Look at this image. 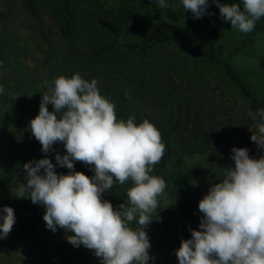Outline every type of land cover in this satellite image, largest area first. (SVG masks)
<instances>
[{"label":"trees","instance_id":"obj_1","mask_svg":"<svg viewBox=\"0 0 264 264\" xmlns=\"http://www.w3.org/2000/svg\"><path fill=\"white\" fill-rule=\"evenodd\" d=\"M110 1L4 0L1 3L0 85L7 84L6 73L9 71L15 90L21 91L23 110L17 114L15 100L5 105L0 98V125L4 121L17 120L15 128L0 126V216L5 206L11 207L15 223L10 233L22 238L33 232L43 216V206L33 204L27 198L15 197L17 182H26L23 164L44 158L41 145L28 125L39 112L41 96L48 91L45 79L51 84L58 76L70 78L78 73L85 80L98 81L99 91L102 90L104 97L115 104L118 119L131 117L137 124L147 119L161 133L166 150L152 175L165 180V196L173 198L177 211L164 207L165 196L162 197L156 209L160 219H154L145 228L151 244L149 254L152 259L148 264H159L158 250L180 246L176 214L185 220L187 239L191 238L190 229L199 230L200 219L195 217L193 202L185 186L203 165L196 162L188 168L185 158L204 155L209 164L207 170L217 177H223L224 169L233 166L231 150L234 147L246 148L249 156L256 158L252 143L243 137V133L258 122L259 118L254 121L249 112L264 109V94L254 93L231 63L230 56L264 30V17L255 22L254 30L247 33L229 55H225L219 35L226 21L215 4L207 41L203 47H198L182 35L173 21L184 10L182 0H166L167 8H161L159 0H142L155 17L151 37L145 41L120 40L136 35L145 16L133 6V0H117L115 4ZM43 14L52 25L46 24ZM13 22L18 28L31 30L47 46V55L41 62L44 78L38 82L23 68V60L30 48L26 44L18 45L17 39L6 36ZM79 36L87 46L81 52L83 60L75 58L73 53L75 39ZM257 65L264 74V56L259 58ZM205 67L219 68L223 80L235 94L204 76L201 71ZM47 107L49 111L53 110L51 104ZM53 149L55 153L65 154L63 143L54 144ZM55 153L48 154L53 164ZM55 170L58 174L69 171L62 167ZM74 170L89 177L94 175L90 166L80 162H74ZM129 187L131 181L127 186L117 182L109 190L116 208L121 203L127 205ZM131 224L138 227L135 221Z\"/></svg>","mask_w":264,"mask_h":264},{"label":"clouds","instance_id":"obj_2","mask_svg":"<svg viewBox=\"0 0 264 264\" xmlns=\"http://www.w3.org/2000/svg\"><path fill=\"white\" fill-rule=\"evenodd\" d=\"M211 2L231 28L244 34L264 17V0H242L243 10L235 2ZM208 3L182 0L195 19L206 14ZM159 6L168 4L159 0ZM97 84L78 73L58 76L51 84L45 79L48 91L28 125L44 158L23 164L26 182L17 183L15 197L43 206L46 228L71 233L67 242L82 245L100 264H148L151 244L145 228L160 219L156 209L167 187L152 173L166 146L149 120L137 124L131 117L118 119L115 104L100 94ZM4 91L0 85V95ZM249 116L259 118L250 141L264 152V109ZM57 143H63L65 154L55 153ZM50 152L55 153V164L48 158ZM231 153L233 166L224 169L223 178L213 182L198 202L199 230L190 229L191 238L181 240L175 251L178 264H264V155L253 158L248 149L235 147ZM74 162L91 166L94 175L75 171ZM57 167L69 171L58 174ZM128 181L127 205L114 208L102 198L115 183ZM2 211L0 239L15 223L11 207ZM134 221L136 228L130 226Z\"/></svg>","mask_w":264,"mask_h":264},{"label":"rangeland","instance_id":"obj_3","mask_svg":"<svg viewBox=\"0 0 264 264\" xmlns=\"http://www.w3.org/2000/svg\"><path fill=\"white\" fill-rule=\"evenodd\" d=\"M4 0H0L1 3ZM226 3H238L243 10L242 0H221ZM117 0H111L110 3H116ZM133 6L141 11L145 20L140 27L139 32L134 36L123 37L121 41H145L151 37L155 17L151 8L146 5L142 0H133ZM213 3L209 2L208 7L205 9L206 14L199 19H195L193 14L184 9L180 15L175 17L173 21L178 25L182 35L193 45L203 47L208 38V28L212 17ZM43 18L47 25H52L46 14H43ZM1 27L3 25L1 24ZM7 38H13L18 40V45L26 44L29 49V53L23 60V68L25 73H28L29 77L38 82L44 78V68L42 65V58L47 55V46L41 41L34 33L29 29L18 28L13 22V25L8 28ZM53 35L55 31L52 28ZM247 34L241 33L238 29L231 28L230 22L226 21L225 27L221 30L219 35V42L222 44L223 53L229 55V52L242 40ZM85 41L81 36L75 39L76 49L73 51L74 57L81 59L84 54H81L83 50L87 48ZM61 44V43H59ZM67 45V44H66ZM68 46V45H67ZM264 56V30L258 33L252 42L238 50L236 53L230 56V61L233 66L240 72L245 82L254 91L255 94L262 96L264 94V74L258 68L257 62L260 57ZM205 66V65H204ZM202 70V69H201ZM200 70V71H201ZM201 73L204 76H208L213 82L222 84L225 91L235 94V90L229 86L224 80L221 70L217 67H205ZM7 84L4 87V94L0 95L2 101L9 104L15 100L17 114H21L23 110V102L21 91L15 90V86L10 76V72L6 73ZM102 96L104 92L100 91ZM18 105V106H17ZM15 113V114H16ZM0 126L9 129L15 128L17 120L4 121ZM255 126L251 125L244 133L243 137L250 141L251 132L255 131ZM254 147L256 158L260 155H264L257 145L250 141ZM196 162H201L203 168L196 173L191 181L186 184V190L192 199L194 206V214L196 219H200L202 213L198 209V202L202 199L215 181L221 180L223 177H217L212 175L208 169V161L204 155H190L185 158V164L189 168ZM91 167V166H90ZM17 183H20L19 181ZM126 182L122 186H127ZM103 199L108 200L114 208L115 199L112 194L106 192L103 194ZM162 205L167 208H173L175 211L174 200L170 195H166L162 201ZM177 232L182 239H187L185 230V220L176 214ZM132 228H135L132 224ZM71 233L65 232L59 227L55 232L49 230L45 226L43 216L39 218V221L34 228L33 232L28 236L22 238L15 233H9L6 238L0 239V264H100V259L92 254L89 250L82 245L74 247L67 242L66 236ZM181 242V241H180ZM158 250L160 255L159 264H178L175 251L178 249L173 245L170 249ZM158 264V263H157Z\"/></svg>","mask_w":264,"mask_h":264}]
</instances>
